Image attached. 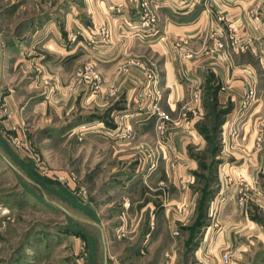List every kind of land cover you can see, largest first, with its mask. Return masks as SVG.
Segmentation results:
<instances>
[{
  "label": "crops",
  "instance_id": "1",
  "mask_svg": "<svg viewBox=\"0 0 264 264\" xmlns=\"http://www.w3.org/2000/svg\"><path fill=\"white\" fill-rule=\"evenodd\" d=\"M32 1L35 10L43 12L44 8L55 6L61 0ZM142 1L147 3L146 9L141 6ZM143 10L155 18L148 28L141 26ZM82 11L83 17L74 10L64 15H49L47 18L54 20L47 19L48 23L39 29L41 34L48 33L44 46L67 55L62 65L50 68L51 73L44 69L51 78V91L45 90L48 93L45 99H50L47 103H51L54 116L76 111L103 114L100 119H89L75 127L97 128L103 138L115 140L118 145L115 156L118 157L133 153L131 150L137 142L150 146L154 141L150 120L154 116L134 97L136 80L129 74L119 73L123 64H133L135 69L137 64L157 69L163 95L161 105L169 116L163 141L169 145V150L166 152L165 145H159L160 168L149 176V184L137 186L144 194H150L151 190L157 195L140 201L123 198V209L115 216L114 232L107 229L105 235H100L104 264L112 254L122 264H149L151 261L157 264L156 258H147L154 252V244L159 249L168 244L164 252L169 259L166 264H183L182 259L188 254L186 247L191 244L198 264H223L222 253L229 256L224 264H243L240 257L246 258L245 253L255 242L264 247V132H259L263 139L256 142L258 127L264 124V0H84ZM63 17L60 23L58 19ZM103 28L108 32L106 35L100 32ZM233 37L237 38L239 46L232 45ZM218 42L222 43V48L216 46ZM4 43L0 28V98L14 115L6 118L2 125L15 128L30 115L29 110L25 115L21 112L24 95L15 85L25 73L35 70L31 69V60H17L4 48ZM84 62H92L100 72L102 83L95 93L85 84L70 87L75 70ZM44 73L34 75L35 82L41 77V84L36 83L38 89L46 87ZM252 87L256 104L241 106ZM211 91L221 102L229 99L232 109L228 112L241 124L238 140L233 142L231 138V148L215 154L217 194L225 195V201L220 202L216 210L219 218L216 222L221 230L218 236L210 224L212 221H208L213 213L211 200L198 216L201 204L194 193L193 182L196 159L189 151L194 145H206L202 130L209 121ZM193 93L199 97L197 102L192 99ZM44 101L41 99L39 106H44ZM124 130L130 133L131 139L121 136ZM3 139L8 141L0 132V156L19 172V159L11 149L15 150L8 142L7 147ZM224 158L227 162L223 167L220 160ZM228 176L247 186L248 192H244L240 201L235 182L225 185ZM158 179L162 180L155 181ZM160 190L163 196L165 191L168 193V198L165 195L161 203L163 207ZM137 203H140L138 207ZM143 216L148 232L140 242L146 245V254L141 244L137 251L134 234L128 240L124 237L142 223L138 219ZM107 223L110 222L104 225ZM139 252L143 255L139 256ZM263 261L264 258L260 263Z\"/></svg>",
  "mask_w": 264,
  "mask_h": 264
},
{
  "label": "rangeland",
  "instance_id": "2",
  "mask_svg": "<svg viewBox=\"0 0 264 264\" xmlns=\"http://www.w3.org/2000/svg\"><path fill=\"white\" fill-rule=\"evenodd\" d=\"M33 2L32 0H0V28L5 42L4 48L8 49L17 60H31L33 63L31 69L35 70L25 73V77L15 85L24 95L20 103L21 112L24 115L27 110L30 112L29 117L25 116L15 128L3 127L5 119L14 115L0 98V132L8 140L3 139L4 144L6 143L7 147L10 145L15 150L11 149L19 159L17 164L20 168V173L15 171L0 156V264H104L101 247L103 242L100 240V235H105L107 229L114 232V224L117 220L115 216L123 209L124 197L131 198L130 201L132 199L140 201L150 195H157L151 190L150 194H144L137 186L149 184L151 179L149 176L160 168L159 145H165L166 152L169 150L167 149L169 145L163 142L165 137H159L153 129L154 141L149 144L150 146L140 145L141 143L137 142L136 145L134 144L135 148L131 150L134 151L133 153L121 154L118 157L115 156V150L118 148L115 140L103 138L97 128L94 130L88 127H75L78 123L82 124L89 119H100L103 114H85L76 111L68 115L62 114L61 117L54 116L51 103H47L50 99H45L46 94L51 91V78L48 77L49 74L47 76L44 73V69H48L51 73L50 68L62 65L67 55L62 54L58 49L44 46V42L49 39L48 33L41 34L42 31L39 29L42 24L48 23L47 19L54 20L52 17H47L56 13L64 15L74 10L83 17L84 0H61L55 3V6L44 8L43 12L36 11ZM63 20L64 17L58 19L60 23ZM38 69L40 71H36ZM42 73L45 83L43 85L46 87L38 89L36 83L41 84V77L39 82H35L34 75ZM253 89L252 87L247 91L241 106H249L251 102L252 107L256 104ZM45 90H48V93ZM41 99L45 100L44 106L38 104ZM208 108L209 121L202 130L206 145H194L189 151L196 159L193 182L194 193L198 203L201 204L197 209L198 216L203 212L204 205L206 209L207 202L211 200L213 213L208 221L209 223L212 221L210 224L213 225V231L218 236L221 235V230H218L220 224L216 222V219H219L216 210L220 202L225 201V195L217 194L219 185L215 174L217 162L215 154L225 153L227 147L231 148V138L233 142L238 140L241 124L228 112L232 109V103L228 98L225 102H221L215 96V92L211 91ZM252 117L253 122L255 115ZM224 121H228V124ZM151 122L154 128L155 119H151L150 124ZM260 131L264 132V124L258 127L257 143L263 139L259 135ZM14 139L26 141L33 154L37 155L51 171L66 175L68 181L61 184L38 173L33 160L15 146ZM132 140L135 142L136 138ZM220 161L224 167L226 158ZM225 179L226 186H231L234 182V186H238L237 194L240 196L238 199L240 201L245 195L244 192H248L247 186L238 179L233 181L229 176ZM159 180L162 179L155 181ZM164 193L168 198L167 191ZM160 197L161 204L164 198L161 190ZM139 204H136L137 207ZM161 206L163 207L162 204ZM143 221L144 216L141 220L138 219V222L142 223L134 226L132 231L124 236H127L128 240L129 236L135 235L136 240L133 244L136 242V249L140 244L142 249L146 246L144 242H140L148 232ZM105 222L110 223L104 225ZM200 236L203 237V234ZM154 246L156 247L154 252L147 258H156L157 264H166V260L169 259L164 252L168 244L162 249L155 244ZM203 246L207 245L204 243ZM146 249L144 248V253ZM186 250L188 254L182 259V263L198 264L192 252L195 250L194 246L191 244ZM140 254L143 255L139 252V256ZM245 254L246 258L240 257L243 264H264V261L260 263L264 258V247L258 242H255ZM107 260V264H114L116 261L122 264L115 254ZM236 260L239 259H234ZM151 262L149 264L154 263Z\"/></svg>",
  "mask_w": 264,
  "mask_h": 264
},
{
  "label": "built area",
  "instance_id": "3",
  "mask_svg": "<svg viewBox=\"0 0 264 264\" xmlns=\"http://www.w3.org/2000/svg\"><path fill=\"white\" fill-rule=\"evenodd\" d=\"M141 6L146 9L147 3L142 1ZM110 9L113 10V7ZM142 16L144 20L142 21L141 26L144 28L150 27L155 20L154 16L147 10H143ZM100 32L104 35L108 33L104 28L100 29ZM231 43L233 46H239L237 38L233 37ZM216 46L218 48L223 47L221 42L216 43ZM136 67L137 68L135 69L133 64H123L118 71L121 74H129L136 80V85L133 90L134 97L141 106L147 108L154 116V129L159 137L164 138L166 135L169 116L161 105L163 95L158 85V71L156 68L147 66L145 64H137ZM101 83L102 79L99 70L92 62H86L74 72V77L70 87L73 88L77 85L85 84L88 86V89L91 91V93H95L99 90ZM198 98L199 97L196 93L192 94V99L196 102L199 100ZM121 136L126 139L131 138V135L127 130H124ZM13 143L19 148V150H22L33 160L38 173L48 176L61 184H65L68 181L66 175L51 171V169H49L37 155L33 154L28 146L29 144H27L26 141L14 139ZM165 195L166 193H164V197H166ZM176 233L177 232L174 231V234ZM220 260L224 264L228 262L229 256L226 253H222ZM114 264L121 263L116 261Z\"/></svg>",
  "mask_w": 264,
  "mask_h": 264
}]
</instances>
